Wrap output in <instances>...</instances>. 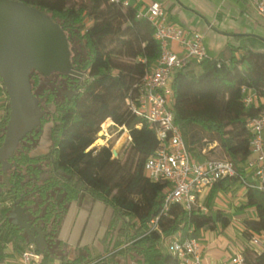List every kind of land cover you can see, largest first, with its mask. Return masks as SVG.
<instances>
[{"label":"trees","instance_id":"obj_1","mask_svg":"<svg viewBox=\"0 0 264 264\" xmlns=\"http://www.w3.org/2000/svg\"><path fill=\"white\" fill-rule=\"evenodd\" d=\"M36 8L58 24L64 33L71 65L86 73L77 95L55 109L52 123L53 149L47 155H35V140L26 143L27 133L8 163V185L2 183L0 165V261L3 247L12 243L22 252L28 247L27 237L12 218L13 203L40 220L47 233L49 253L40 254L44 263L58 245L57 231L71 201L88 195L112 211L107 237L123 234L126 246L119 253L139 264H177L163 240L176 234L194 236L201 230L224 229L229 220L221 211H210L217 191L225 192L240 184L245 160L249 156L251 134L247 127L261 109L245 107L242 90L248 93L264 90V51L246 46L228 47L219 56L199 63L190 62L177 71L170 83V109L187 150L193 157L218 151L221 158L233 163L236 175L219 181L209 191L201 211H184L170 205L167 217L161 218V235L147 232V223L159 215L163 207L164 182H151L142 172L147 157L160 146L152 124L137 117L125 105L127 98L139 94L141 80L155 66L160 46L153 27L141 8L130 2L108 0H14ZM74 1L76 2L74 4ZM80 48H75V46ZM52 74V73H51ZM56 75H64L54 72ZM41 74L31 71L32 94L51 95ZM46 78V77H44ZM6 105L0 119V146L8 120L9 101L0 78ZM127 131L126 158L114 157L109 145H96L101 125L110 122ZM49 174L40 179L42 169ZM61 199L57 202L56 195ZM252 210L241 220V240L245 264H264V250L247 244L255 236L264 235V190L247 188L239 208ZM191 232L189 233V231ZM112 232V233H111ZM111 233V234H110ZM115 243V248L119 247ZM65 264H84L96 258L81 249ZM94 264H107L102 259Z\"/></svg>","mask_w":264,"mask_h":264},{"label":"built area","instance_id":"obj_2","mask_svg":"<svg viewBox=\"0 0 264 264\" xmlns=\"http://www.w3.org/2000/svg\"><path fill=\"white\" fill-rule=\"evenodd\" d=\"M108 1L127 6L132 0ZM247 1L256 14L264 18V0ZM137 16L146 17L153 27L154 39L160 46V56L155 66L144 73L139 94L134 98H127L125 105L137 117L153 125L160 142L155 152L144 161L142 172L151 182L166 183V188L162 192V210L157 217L147 223L148 233L157 232L161 235L160 220L167 217L170 205H179L182 210L188 212L194 208L206 212L202 204L205 194L219 181L235 176L236 172L229 160L191 156L174 123L170 109V83L173 75L190 62L199 63L208 58L202 36L168 22L163 7L156 1L142 6ZM169 42L178 45L179 53H174L168 48ZM242 93L244 106L259 108L261 112L247 124L251 134L249 156L242 165L243 176L239 177V181L245 190L247 188L264 190V90L248 93L243 89ZM129 141L127 135V143ZM248 176L251 179H248ZM165 241L167 252L177 260V264H202L201 245L195 236L183 237L176 234ZM247 244L257 251L264 250V235L253 236ZM102 259L104 257L84 264H94ZM229 260L230 264H245L243 245L239 246ZM19 264L46 263L42 262L40 254L34 251V247L28 245L19 255Z\"/></svg>","mask_w":264,"mask_h":264},{"label":"crops","instance_id":"obj_3","mask_svg":"<svg viewBox=\"0 0 264 264\" xmlns=\"http://www.w3.org/2000/svg\"><path fill=\"white\" fill-rule=\"evenodd\" d=\"M151 1L161 4L168 22L187 31L199 33L208 58L219 56L228 47L240 45L264 51V18L256 14L247 0H132L131 2L142 7ZM168 48L174 53L180 51L175 42H169ZM5 105V94L0 84V119ZM202 158L205 156H201ZM248 177L251 179L250 176ZM232 186L225 192L228 193L229 201L232 202L238 215L234 217L225 213L231 221L223 231H220V228L214 231L201 229L194 234L200 241L202 264H230L231 255L243 245L242 240L237 239L233 234L232 220L236 219L238 222L235 229L240 235L241 220L252 215V210L239 209L244 203L245 190L234 193L237 186ZM220 192L222 191L215 193L213 201L218 200ZM208 193L202 199L203 207ZM218 210L224 215L222 208H215L213 212ZM111 215L110 208L88 195L71 201L57 231L59 243L46 264H65L74 257L76 249L83 250L92 258L104 257L107 264H139L128 255L119 253L126 244L124 237H120L117 232L112 235V239L107 237ZM162 240L164 242L162 246L164 245L165 248L166 241ZM115 243H119L120 246L115 248ZM2 252L4 256L0 264H19L21 252L16 250L12 243L5 244Z\"/></svg>","mask_w":264,"mask_h":264},{"label":"water","instance_id":"obj_4","mask_svg":"<svg viewBox=\"0 0 264 264\" xmlns=\"http://www.w3.org/2000/svg\"><path fill=\"white\" fill-rule=\"evenodd\" d=\"M68 56L64 33L46 13L14 0H0V78L9 101L8 120L0 146L2 183L5 186L9 180L10 156L18 142L39 125L42 116L38 101L31 92L29 75L31 71L42 76L51 72L78 74ZM24 211L16 200L12 210L15 224L24 232L28 245H32L35 252L49 253L41 222L32 226L30 214Z\"/></svg>","mask_w":264,"mask_h":264},{"label":"rangeland","instance_id":"obj_5","mask_svg":"<svg viewBox=\"0 0 264 264\" xmlns=\"http://www.w3.org/2000/svg\"><path fill=\"white\" fill-rule=\"evenodd\" d=\"M76 2L74 1V4ZM75 48H80L79 46H75ZM69 53V60L71 63V56L70 52ZM52 73V74H51ZM49 75L42 77V81L46 82V86L51 89V84L55 82L57 75L53 74L54 72H51ZM58 73V72H57ZM2 89V86H1ZM52 121L46 119L42 120L40 118L39 125L35 128V150L34 153L35 155H47L53 149V140H52ZM99 136L97 137L98 139L96 140V145L98 146H104V145H109L112 147V151L114 152V156H119L121 155L122 159L126 158L125 150L124 147L127 144V131L125 130H120L114 127L111 122H108L104 124L101 127V130L99 132ZM123 138V139H121ZM212 158H221V154L218 151H215L212 155ZM50 168L48 166L44 167L42 169V173L40 176V179H44L47 177L49 174ZM237 186V189L234 190V193H236L238 190H245L244 186L237 183L235 184ZM234 187V185L232 186ZM230 191V190H229ZM227 192H220V197H218V200H214L211 206L210 211H214L215 208H222L224 210V216L228 218L229 222L231 221L230 218L225 214L229 213L231 216H237L238 214L235 213V208H233L232 202L229 201V198ZM59 195V194H58ZM0 204H4L2 200L0 199ZM208 211V210H207ZM233 222V234L237 239H242L240 235H238V232L235 229V226L238 225V222L236 219L232 220ZM220 231H223V229ZM120 237L123 238V234H120ZM123 244V243H122Z\"/></svg>","mask_w":264,"mask_h":264},{"label":"flooded vegetation","instance_id":"obj_6","mask_svg":"<svg viewBox=\"0 0 264 264\" xmlns=\"http://www.w3.org/2000/svg\"><path fill=\"white\" fill-rule=\"evenodd\" d=\"M73 69L78 74L68 75V74L63 73L64 75H57L55 82L51 84V95L50 96L48 94H44L43 97L41 96L35 97L38 101V106L42 113V116H41L42 120L48 119L53 122L55 119L54 109L62 102L72 100L77 95V93L80 91L81 87L83 86V83L85 82L87 74L82 73L78 68H73ZM101 127H100V130H101ZM100 130L97 133V137L100 135L99 134ZM35 136H36L35 132L30 134L28 136V139L26 140V143H30L31 139L34 140ZM22 140L23 138L18 142V145L19 143L22 142ZM20 145H22V143ZM39 156H43V155H39ZM57 196L58 194L56 195L55 199L58 202L61 199V196L59 195L58 199H57ZM24 213H29V212L25 209ZM29 221L31 222L32 226H36L38 222H41L40 220L35 221L33 217H31V214L29 215ZM41 229L44 230L42 222H41ZM46 237H47V233H46Z\"/></svg>","mask_w":264,"mask_h":264},{"label":"bare ground","instance_id":"obj_7","mask_svg":"<svg viewBox=\"0 0 264 264\" xmlns=\"http://www.w3.org/2000/svg\"><path fill=\"white\" fill-rule=\"evenodd\" d=\"M121 139H123V138H121Z\"/></svg>","mask_w":264,"mask_h":264}]
</instances>
